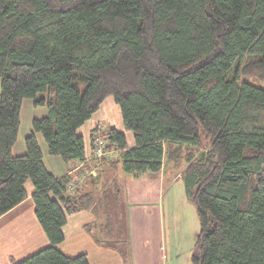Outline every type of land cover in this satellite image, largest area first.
<instances>
[{"label": "trees", "instance_id": "1", "mask_svg": "<svg viewBox=\"0 0 264 264\" xmlns=\"http://www.w3.org/2000/svg\"><path fill=\"white\" fill-rule=\"evenodd\" d=\"M109 98L135 145L98 125L90 151L100 139L118 149L100 168L137 179L184 157L200 223L192 264H264V0H0V217L31 181L50 241L14 264H89L58 247L67 215L95 207L106 225L86 230L128 264L109 195L70 191L72 177L48 172L36 137L51 156L90 168L79 130ZM25 100L47 114L14 156Z\"/></svg>", "mask_w": 264, "mask_h": 264}, {"label": "crops", "instance_id": "2", "mask_svg": "<svg viewBox=\"0 0 264 264\" xmlns=\"http://www.w3.org/2000/svg\"><path fill=\"white\" fill-rule=\"evenodd\" d=\"M111 101L120 112L119 107L114 103L113 99L109 98L101 105L99 111L91 120L79 130V133L85 140L87 155L90 153L91 148V132L97 126V121L106 118L104 111L108 108H105V104ZM46 114V108L37 107L35 100H25L23 102L21 127L17 142L12 150L14 156L26 154L25 140L33 132V121L45 117ZM100 124L106 125L104 121ZM112 126L118 131H125L121 121L120 127ZM126 136L129 147H134L133 136L127 133ZM36 137L43 154V162L49 173L55 178L66 175H69L72 179L73 177H83L84 173L82 169L84 168V164L75 162L66 164L59 157L51 156L42 135L36 134ZM164 164L166 167L167 163H165V160ZM164 164L160 172L148 173L137 179L126 176L121 171L124 176L123 180H121L117 177V171L113 172L109 164L106 163L99 169V178L89 177L83 183L81 182L77 185L82 191L94 190L100 197L105 190L112 204L113 201L118 202L120 200V198L117 200L119 196L114 195L116 192L114 191L115 188L112 187L113 184L117 182L119 194H121L122 190L125 191L123 204L118 205V210L120 212L121 209L125 211L129 223L128 234H122L126 235V237H123L124 242H122V245L127 247V250L130 252L128 264H155L153 262L156 260L151 261V255H154L153 249H155L156 254L160 239L158 237L161 230L156 232V243L150 248L148 243L151 239L149 220L150 213L153 211L151 209L156 203H159L158 200L161 196L163 179L165 177ZM107 178L111 181L110 185H106ZM25 189L27 199L0 217V264L17 263L50 245V241L36 217V207L33 201L35 188L31 181L26 182ZM97 209L93 208L73 215H67V222L62 229L65 241L58 247L59 251L69 257L86 254L89 264H125L121 255L116 250L106 247V244L97 243L91 233L86 230L85 226H90L94 229L93 232L96 233V231H101V226L106 225V217L101 216L99 208ZM153 212L157 214L156 210ZM157 220L159 226L160 219Z\"/></svg>", "mask_w": 264, "mask_h": 264}, {"label": "rangeland", "instance_id": "3", "mask_svg": "<svg viewBox=\"0 0 264 264\" xmlns=\"http://www.w3.org/2000/svg\"><path fill=\"white\" fill-rule=\"evenodd\" d=\"M105 108H108L104 111L106 118L97 121L96 125H101L100 123L104 121L106 126L115 125L120 127L122 117L112 101L106 102ZM126 133L133 136L131 132L126 131ZM165 163H167V165L165 167L164 164L165 177L163 179L161 196L158 200L159 203H156L151 209L153 211L156 210L157 214H154L153 211L150 213L149 223L151 227V239L148 241L150 248L156 243V232L161 230L160 236L158 237L160 238L159 246L156 250V254L155 249L152 250L154 251V255H151V261L156 260L153 262L155 264H192L191 257L196 252L195 244L200 229V223L197 209L187 198L185 192L183 171L187 164L184 157L179 162H171V160L166 157ZM177 172L180 173L177 174ZM117 177L123 180L124 176L121 169L117 170ZM78 179L80 180L81 177H73V182L76 181L77 185L81 183L77 181ZM83 182L84 181H82V183ZM114 195L119 196L118 199H116L119 200L120 198V200L118 202L113 201V204L112 202L109 203V215H111L112 218L111 226L115 230V234L117 235L118 232L121 236L122 234H128L129 228L127 214H125L123 209H121V212L118 210V205L123 204L125 191L122 190L121 194L115 193ZM95 209L98 210L97 207H95ZM104 213V210L101 211V216L106 217ZM157 219H160L159 226ZM122 236L126 237V235Z\"/></svg>", "mask_w": 264, "mask_h": 264}, {"label": "built area", "instance_id": "4", "mask_svg": "<svg viewBox=\"0 0 264 264\" xmlns=\"http://www.w3.org/2000/svg\"><path fill=\"white\" fill-rule=\"evenodd\" d=\"M117 152L118 149L116 147L107 149V142L101 139L98 140L95 143V147L91 149L90 153L86 157L85 163H90L91 167H85V169L83 168V177H81V179H78L77 181L82 182L89 177H97L102 160L113 159ZM76 185V181L72 182L70 191H73Z\"/></svg>", "mask_w": 264, "mask_h": 264}]
</instances>
